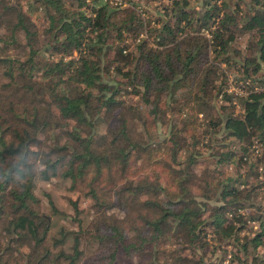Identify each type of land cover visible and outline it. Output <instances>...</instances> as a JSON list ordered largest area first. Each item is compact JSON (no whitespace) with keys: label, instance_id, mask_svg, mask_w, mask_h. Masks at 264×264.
<instances>
[{"label":"trees","instance_id":"16d2710c","mask_svg":"<svg viewBox=\"0 0 264 264\" xmlns=\"http://www.w3.org/2000/svg\"><path fill=\"white\" fill-rule=\"evenodd\" d=\"M71 1L0 0V264H221L209 253L233 245L264 264V203L241 213L264 186V0L243 22L240 0H157L161 50L127 48L147 31L138 0ZM229 75L261 87L236 95ZM53 178L90 200L88 226L50 236L34 187Z\"/></svg>","mask_w":264,"mask_h":264},{"label":"rangeland","instance_id":"374dc122","mask_svg":"<svg viewBox=\"0 0 264 264\" xmlns=\"http://www.w3.org/2000/svg\"><path fill=\"white\" fill-rule=\"evenodd\" d=\"M73 1V0H72ZM71 1V2H72ZM142 8L143 16L139 13L141 17L145 18L146 23V33L140 37V36H128V39L126 40L127 48L128 50H133L134 46L137 45L136 39L142 38L146 41H148L149 45H152L154 47H157L158 49H163L168 44H159L156 43L154 40L155 34H157L159 31L155 32V29H160L161 25H163L164 22L167 21V17H163V15L159 9H157L158 1L152 0L151 3L147 4L145 0H138ZM236 0H230L228 3V6L226 8V11L234 12V5L233 3ZM72 3L75 4L73 1ZM171 3V0H164V5H167ZM240 5L238 6V13L241 15L240 22L245 21V19H248V16H251L252 10L250 9L251 4L248 2V0H240ZM190 9L197 10L198 8L201 9L200 1L194 2L193 4L189 5ZM225 10V9H224ZM223 10V11H224ZM222 14V11L219 12V16ZM218 15H215L217 17ZM191 31V30H190ZM144 32V31H142ZM141 32V33H142ZM140 35V34H139ZM247 39V35H239L235 46L243 48L245 46V42ZM48 40V38H46ZM169 46V45H168ZM74 55L77 56V53H74ZM109 57L113 55V53H108ZM220 63V62H219ZM224 65H222L223 67ZM113 69V68H111ZM233 71L232 68H226V72L230 74ZM236 72V70H235ZM232 76L229 75V79L231 80ZM229 80V86L228 88H231L232 93L236 94L234 90L241 91L242 94L238 93L236 95H244L248 91L246 90V87H253L256 89H260L261 86H258L257 83H251L248 86H240V82H234ZM245 82V81H241ZM240 83V84H239ZM120 98L125 102L126 105L133 103H137V106H141V103L143 104V101L140 98H134L133 95L125 93L122 91L120 93ZM223 99L219 100L217 105H219L222 102ZM137 101V102H135ZM234 103L237 102L236 98H233ZM224 102V101H223ZM238 111V106L235 108V112ZM107 120V116L104 117ZM106 129L105 121L102 122L99 126L100 132L103 133V130ZM41 139H44L43 134H39ZM168 135V128L163 127V125L158 124L155 131H153V139L155 140H162L163 138L167 137ZM220 135H217L219 137ZM262 151H264V146L261 147ZM245 168H243L242 171H244ZM243 173V172H240ZM261 178L264 177V174L260 176ZM254 176H250L249 180L252 181ZM71 183L70 180H65L62 178H53L49 181H42V180H36V184L34 187V193L37 196V198L40 200V211L41 215L47 219V221L50 223V236L58 235L59 231L62 230L64 232L72 233L73 231L78 230L79 226L82 228H85L89 225L91 219H92V212L90 210V200L84 197L83 193H81L78 190L72 189L70 187ZM256 196L253 198V206H248L249 204L245 205V207L241 210V213L244 215H247L250 211H256L257 205H261L264 203V186L262 188H258L256 190ZM52 203V205H50ZM54 207L55 210H52ZM77 210V211H76ZM247 227H252V229L257 228V224L254 222H248ZM241 234H245V230L241 232ZM68 237L63 243V248L66 251H71V245L73 243V236L72 234H68ZM79 249L82 251V259L88 260V258L95 256L98 253V244L94 240H89V238H86V236H81L80 243H79ZM211 249V247H210ZM226 251H219L218 249H215V251H212L209 253V257L215 261L221 262V264H249L245 263L246 258L243 255L242 252H237L236 257H233L231 254L236 252V248L233 246H227L225 247ZM23 251H27V247L22 248ZM213 250V249H212ZM262 249L259 248L256 252L259 254L261 253ZM231 254L229 255V253ZM249 253H252L254 255V252L251 248H249ZM231 256V257H230ZM230 259V260H229Z\"/></svg>","mask_w":264,"mask_h":264},{"label":"built area","instance_id":"2783aa9c","mask_svg":"<svg viewBox=\"0 0 264 264\" xmlns=\"http://www.w3.org/2000/svg\"><path fill=\"white\" fill-rule=\"evenodd\" d=\"M87 2H89L90 0H86ZM109 3H112L114 4L115 6H126L127 4L125 2H123V0H109ZM135 10L140 13L142 16H143V11H142V8L140 5H138ZM144 18V17H143ZM215 27V23L211 26V28H214ZM201 32L207 37V38H210V33L208 31V29L206 28H202L201 29ZM146 33V30L142 33H140V37H142L144 34ZM139 37L136 39V41H139ZM125 52V51H124ZM231 81V80H230ZM241 85L240 86H245V85H249V82L248 81H245V82H240ZM239 83V84H240ZM239 90V89H238ZM238 90H234V92L236 94L241 93V91H238ZM227 91L230 92L231 91V88H227ZM251 149L253 150V153L255 155H259L261 153V144L258 143L256 140L253 141L252 145H251ZM262 170V167L259 166V171Z\"/></svg>","mask_w":264,"mask_h":264}]
</instances>
